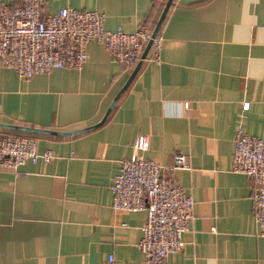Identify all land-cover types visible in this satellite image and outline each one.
Listing matches in <instances>:
<instances>
[{
    "label": "crops",
    "instance_id": "crops-1",
    "mask_svg": "<svg viewBox=\"0 0 264 264\" xmlns=\"http://www.w3.org/2000/svg\"><path fill=\"white\" fill-rule=\"evenodd\" d=\"M166 1L43 0L41 8L96 11L106 30L158 24L157 62L141 51L126 67L90 40L80 69L19 78L0 67V134L32 136L36 152L53 155L0 167V264H104L107 254L144 264L136 244L145 212L112 210L108 192L136 133L148 137L145 159L170 166L186 156L170 176L193 206L182 248L163 264H264L250 181L230 171L236 128L264 140V0H170L161 17Z\"/></svg>",
    "mask_w": 264,
    "mask_h": 264
},
{
    "label": "built area",
    "instance_id": "built-area-1",
    "mask_svg": "<svg viewBox=\"0 0 264 264\" xmlns=\"http://www.w3.org/2000/svg\"><path fill=\"white\" fill-rule=\"evenodd\" d=\"M42 5L43 0H19L16 4L0 0V67L12 69L19 78L55 68L80 69L86 58L85 44L90 40L101 44L114 61L126 67L141 60L146 44L145 58L153 62L159 59L160 37L144 24L132 32L119 27L106 30L103 15L96 11L64 7L43 14ZM247 105L243 102L241 108ZM130 147L134 155L119 162L108 185L110 208L144 210L136 246L144 264H163L168 254L182 248L181 233L193 206L191 195L170 176L174 169L187 166L186 156L174 155L170 166L143 158L141 152L148 147V137L143 133L132 136ZM52 156L49 149L36 152L32 136L0 134V167L14 170L24 162H47ZM230 171L250 181L252 218L258 235L264 238V140L236 128ZM104 264H114L111 254Z\"/></svg>",
    "mask_w": 264,
    "mask_h": 264
},
{
    "label": "water",
    "instance_id": "water-1",
    "mask_svg": "<svg viewBox=\"0 0 264 264\" xmlns=\"http://www.w3.org/2000/svg\"><path fill=\"white\" fill-rule=\"evenodd\" d=\"M169 2H170V0H167V1H166L165 5H164V8H163V10H162L161 17H162V15L164 14V12H165V10H166V8H167ZM158 23H159V22H158ZM157 27H158V24L153 28V33L156 32ZM147 48H148V44H146V45L144 46V48H143V50H142L141 57H143V56L145 55V53H146V51H147ZM112 103H113V101H112L111 104L108 106V109L111 107ZM108 109H107V110H108ZM26 130H28V131H32V132H49V131H46V130L34 129V128H26ZM50 133H55V134H66V133H61V132H50Z\"/></svg>",
    "mask_w": 264,
    "mask_h": 264
},
{
    "label": "trees",
    "instance_id": "trees-1",
    "mask_svg": "<svg viewBox=\"0 0 264 264\" xmlns=\"http://www.w3.org/2000/svg\"><path fill=\"white\" fill-rule=\"evenodd\" d=\"M150 29H152V27H149Z\"/></svg>",
    "mask_w": 264,
    "mask_h": 264
}]
</instances>
